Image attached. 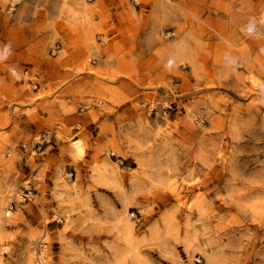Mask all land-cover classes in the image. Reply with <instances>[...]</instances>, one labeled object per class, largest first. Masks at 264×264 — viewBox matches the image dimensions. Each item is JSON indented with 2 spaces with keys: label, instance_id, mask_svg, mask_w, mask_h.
I'll return each instance as SVG.
<instances>
[{
  "label": "rangeland",
  "instance_id": "374dc122",
  "mask_svg": "<svg viewBox=\"0 0 264 264\" xmlns=\"http://www.w3.org/2000/svg\"><path fill=\"white\" fill-rule=\"evenodd\" d=\"M0 264H264V0H0Z\"/></svg>",
  "mask_w": 264,
  "mask_h": 264
},
{
  "label": "bare ground",
  "instance_id": "6f19581e",
  "mask_svg": "<svg viewBox=\"0 0 264 264\" xmlns=\"http://www.w3.org/2000/svg\"><path fill=\"white\" fill-rule=\"evenodd\" d=\"M77 141H75L74 143H76ZM79 150V149H78Z\"/></svg>",
  "mask_w": 264,
  "mask_h": 264
}]
</instances>
